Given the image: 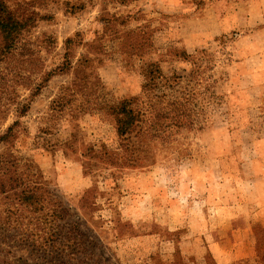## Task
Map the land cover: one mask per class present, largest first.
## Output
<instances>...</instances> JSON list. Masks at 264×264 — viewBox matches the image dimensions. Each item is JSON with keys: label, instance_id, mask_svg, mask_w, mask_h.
Instances as JSON below:
<instances>
[{"label": "rangeland", "instance_id": "374dc122", "mask_svg": "<svg viewBox=\"0 0 264 264\" xmlns=\"http://www.w3.org/2000/svg\"><path fill=\"white\" fill-rule=\"evenodd\" d=\"M6 2H33L36 21L2 64L21 79L0 102V135L19 123L0 172L18 170L40 203L0 193L1 255L32 259L25 244L53 236L81 240L74 264H256L264 0ZM123 100L139 120L127 147L110 111Z\"/></svg>", "mask_w": 264, "mask_h": 264}, {"label": "trees", "instance_id": "16d2710c", "mask_svg": "<svg viewBox=\"0 0 264 264\" xmlns=\"http://www.w3.org/2000/svg\"><path fill=\"white\" fill-rule=\"evenodd\" d=\"M6 1L7 0H0V102L2 100V95L6 93V89L17 86L19 84L18 81L21 79L17 73L9 71V69L2 66V64H8V60L15 57L14 52L18 49L24 32H28L36 21L34 12H32L31 8L33 2H27L21 5L17 11L12 12ZM40 20H45V17H40ZM69 44H72L71 40H69L68 45ZM132 48H140V44L134 43ZM71 67L70 59L67 57L66 61L59 68V71L65 72ZM145 73L146 77H149L150 82L161 77L158 67L153 71L151 67L148 66L145 68ZM28 107V104L17 102V112L20 113V116H23L28 111ZM110 111L115 120L118 136L122 144L127 147V142L130 141V135L133 133L139 121L138 112L133 108V102L131 100H123L117 103L111 107ZM18 125L19 123L16 121L2 133L0 135V143L10 142L15 136V129ZM38 189L37 187H33V190L29 191L30 195H28V191L23 186L18 170L7 168L4 172H0V193L5 194L14 192L16 200L21 205H23V203H29V206L32 207L31 211L33 212V209L37 208L40 203ZM48 197L49 203L52 204L53 200L50 193ZM55 213H57L56 210ZM237 222L238 220L232 221L233 224ZM71 230H75L77 236L82 235L76 228V225H73ZM39 238H42V241L34 240L33 242H27L24 246L27 249L31 248L30 254H33L31 255L33 257L32 259L20 257L16 262H11L7 261V257L0 253V264H74L72 259L69 260L66 257L71 258L69 254L71 251H79V248L76 247L81 246V240L78 244L75 243L76 247L73 248V244L61 241L60 237L54 238L52 236V241L43 236ZM69 241H71V238ZM254 254L253 260H255L256 264H264V244L255 242ZM244 263L248 264L249 262L248 260L240 261V264Z\"/></svg>", "mask_w": 264, "mask_h": 264}]
</instances>
